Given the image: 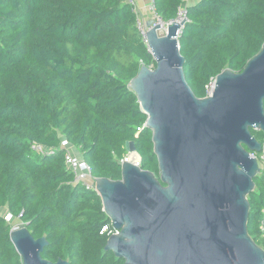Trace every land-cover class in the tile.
I'll list each match as a JSON object with an SVG mask.
<instances>
[{"label":"trees","instance_id":"trees-1","mask_svg":"<svg viewBox=\"0 0 264 264\" xmlns=\"http://www.w3.org/2000/svg\"><path fill=\"white\" fill-rule=\"evenodd\" d=\"M188 1L152 0V13L166 23L185 8L177 37L183 72L202 98L217 74L241 72L260 51L264 0ZM138 16L130 0H0V209L34 238L46 237L42 257L51 262H124L105 251L101 230L110 220L97 191L74 181L62 140L93 177L110 180L121 178L133 141L139 167L159 178L147 115L129 87L143 65H156ZM250 131L264 149V132ZM33 144L56 149L40 154ZM247 199V231L264 249V173ZM11 228L0 213V264H21Z\"/></svg>","mask_w":264,"mask_h":264},{"label":"water","instance_id":"water-1","mask_svg":"<svg viewBox=\"0 0 264 264\" xmlns=\"http://www.w3.org/2000/svg\"><path fill=\"white\" fill-rule=\"evenodd\" d=\"M186 22L146 23V43L156 62L129 82L152 132L159 178L136 163L133 141L125 143L121 178H95L103 211L117 234L107 238L123 264H264V249L247 231L248 194L262 150L250 129L264 132V42L241 72L223 70L209 95L188 85L178 33ZM94 178V177H93ZM10 239L21 264H69L42 257L46 237L26 225Z\"/></svg>","mask_w":264,"mask_h":264},{"label":"built area","instance_id":"built-area-1","mask_svg":"<svg viewBox=\"0 0 264 264\" xmlns=\"http://www.w3.org/2000/svg\"><path fill=\"white\" fill-rule=\"evenodd\" d=\"M150 9L153 11V7H152V3L150 5ZM155 17V15H154ZM183 19L187 20L186 17V10L184 7H180L178 9V14L177 17L174 19L177 22L182 21ZM155 22L161 23L162 28L160 31H164V33L166 32L165 28L166 25L170 22H162L159 19H157L155 17ZM137 27L140 30V33L142 35L143 40L146 42V24L145 22L142 20V18L140 16H138L137 18ZM180 32V31H179ZM179 35V33H178ZM211 93V90L208 91L207 95H209ZM138 131L140 130V128L137 129ZM69 143L66 140H62L61 141V145L64 146L66 148V152L64 154V159H65V164L67 166V168L72 172L73 176H74V181L77 183H81L82 185H84L87 189H94L96 191V183H95V177L93 178V176L91 175V171H90V167L88 166V164L82 159V157L76 156V154L73 152V150L69 147H67ZM32 150L40 153V154H50L52 153L56 148L55 147H46L44 145H40V144H33L31 146ZM252 153L253 156H255L259 162L260 165V173H264V149L262 147V150L258 153ZM126 152L123 156V158L120 160V164L125 160L126 158ZM137 166H139V163H136ZM8 218L6 220L9 221V219H12V216L7 214ZM110 225V226H109ZM109 225H105L102 227L101 233L103 232H107V236L109 237L112 234H117L119 231L115 228L112 227V224L110 223Z\"/></svg>","mask_w":264,"mask_h":264},{"label":"rangeland","instance_id":"rangeland-1","mask_svg":"<svg viewBox=\"0 0 264 264\" xmlns=\"http://www.w3.org/2000/svg\"><path fill=\"white\" fill-rule=\"evenodd\" d=\"M132 1H133V0H130V2H132ZM195 1H196V0H190L191 3L195 2ZM148 4H149V3H148ZM148 4H147V5H148ZM147 5H146V8L148 7ZM150 10H151V9H150ZM151 11H152V10H151ZM151 11H149V13H150V19H154V20H155L154 14H152ZM159 34H160V35H164L165 33H164V31H159ZM211 89H212V84H211V86L209 87V90H211ZM67 147L71 148V149L73 150V152L76 154V156L81 157L80 153H78V151L76 150V148H75L74 146L68 144ZM0 213H1L6 219L8 218V216H7L8 213H7V211H6L5 208H1V209H0ZM7 221H8V220H7ZM8 222L11 223L12 228H13V227H18V226L23 225V223H22L20 220H18V219H14V218H12V219L10 218Z\"/></svg>","mask_w":264,"mask_h":264},{"label":"crops","instance_id":"crops-1","mask_svg":"<svg viewBox=\"0 0 264 264\" xmlns=\"http://www.w3.org/2000/svg\"><path fill=\"white\" fill-rule=\"evenodd\" d=\"M133 2H136L137 13L146 24L149 20H151L149 11H151L150 5L152 3V0H133ZM189 3H191L190 0L187 2V4ZM146 5L148 6L147 8H146Z\"/></svg>","mask_w":264,"mask_h":264}]
</instances>
